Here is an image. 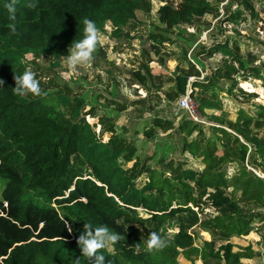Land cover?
I'll return each instance as SVG.
<instances>
[{
  "label": "trees",
  "instance_id": "trees-1",
  "mask_svg": "<svg viewBox=\"0 0 264 264\" xmlns=\"http://www.w3.org/2000/svg\"><path fill=\"white\" fill-rule=\"evenodd\" d=\"M161 1L166 2L158 10L165 29L191 24L206 14H219L210 0H180L177 5ZM8 4L13 0H0V79L5 81L0 87V181L5 180L0 189V264H90L77 244L84 223L93 228L107 225L123 237L112 246V253L101 250L107 264H182L178 259L181 253L203 258L209 255L225 264H242L243 258L253 257L250 245L234 249L236 244L230 239L255 228L264 229V177L249 168H264V139L250 132L260 118L241 109L238 119L228 126L220 117L211 116L219 123L209 125V133L203 132L205 125L182 119L177 130L180 136L183 133L190 138L182 142V149L201 159L204 168L161 161L166 165L157 175V168L143 162L134 172L139 161L132 170L125 163L137 148H130L121 136L103 141L95 124L86 120L84 96L46 92L37 98H22L14 95L12 88L14 76L41 55L67 56L70 45L83 38L84 18L95 21L99 30L111 23L113 36L121 37L145 0H15L14 12ZM241 4L244 9L237 7L229 20H246L247 10L257 16L249 0ZM229 43L214 44L208 56L220 52L232 57ZM29 54L33 61L27 60ZM241 68L251 69L248 75L264 80L262 68L245 61H241ZM236 71L229 68L228 72ZM136 74L142 83L146 81V75ZM206 78L193 81L192 94L201 96L200 109H221L219 78ZM174 79L175 97L185 94L189 74L176 72ZM255 107L258 114H264L263 104ZM161 122L154 120L155 125ZM144 135L153 138V128ZM219 150L231 151L233 156L219 155ZM229 162L237 167L231 177L225 168ZM144 171L149 180L138 184L137 178ZM196 190H209L210 204L219 209L217 215L195 217L202 228L229 241L217 248L208 241L202 246L185 244L180 241L185 232L171 237L164 229L172 219L196 215L191 207ZM140 208L147 217L140 215ZM65 222L71 225V233ZM152 231L167 241L163 250H147ZM261 241L264 252V231Z\"/></svg>",
  "mask_w": 264,
  "mask_h": 264
},
{
  "label": "rangeland",
  "instance_id": "rangeland-1",
  "mask_svg": "<svg viewBox=\"0 0 264 264\" xmlns=\"http://www.w3.org/2000/svg\"><path fill=\"white\" fill-rule=\"evenodd\" d=\"M168 1L174 5L180 2ZM210 1L218 7V15L206 14L195 18L191 24L165 29L160 22L158 10L166 2L145 0L136 17L123 28L121 37L113 36L111 23L100 30L102 43L97 47L93 61L87 68L68 70L65 65L66 56L55 58L41 55L34 60L31 54L27 55L28 61L35 62L30 68L37 74L42 89L39 96L31 93L27 96L37 98L44 96L46 92H64L72 98L84 96L88 103L84 109L86 120L95 124L103 141H108L113 135L121 136L126 145L137 148L133 158L125 163L132 170L138 160L139 169L134 172L140 170L143 162L144 166L157 168V175L166 165L161 161H172L173 165L181 164L198 170L205 166L201 159L194 158L182 149V142L189 137L183 133L180 136L177 129L182 119L190 117L178 105L181 95L175 97L172 90L176 72L189 74L188 89L205 120L218 124L217 120L211 118L218 116L229 126L238 119L240 110L245 109L260 118V121L252 125L250 132L264 139V114H258L255 107L257 103L264 105V80L248 75L251 69L241 68V61H245L250 66L264 70V0H249L255 7L257 16L251 15L247 10V19L240 18L236 22L228 18L237 7L244 9L242 0ZM227 40L233 50L232 57L220 52L208 56L211 46ZM229 68L237 71L229 73ZM139 71L147 76L144 83L137 77L136 73ZM212 75L219 78L217 96L222 102V108L202 110L198 100L201 96L192 94L193 81H204L207 76ZM61 108L68 114L65 107ZM158 118L162 120L161 125L154 124V120ZM208 127L205 125L203 132L209 133ZM152 128L154 137L146 139L144 131ZM218 154L233 156L228 150H219ZM225 168L230 177L237 171L236 165L231 162ZM255 170L259 176L264 177V168ZM146 172L137 178L138 184L148 182L149 175ZM4 182L1 179L0 189ZM209 193V190H196V201L191 204L196 215L172 219L164 228L166 234L175 237L185 232L180 241L199 246L208 241L213 242L217 248L220 244L229 242L219 234L214 235L213 231L202 228L200 221L195 219L219 213V209L210 204ZM140 215L148 216L141 208ZM256 225L260 227L259 220ZM261 231L264 229L255 228L247 235L231 237L230 240L236 244L234 249L250 245L255 252L253 257L243 258L242 264H264ZM179 249L182 250V247ZM178 259L182 264H225L209 255L203 258L181 253Z\"/></svg>",
  "mask_w": 264,
  "mask_h": 264
},
{
  "label": "clouds",
  "instance_id": "clouds-1",
  "mask_svg": "<svg viewBox=\"0 0 264 264\" xmlns=\"http://www.w3.org/2000/svg\"><path fill=\"white\" fill-rule=\"evenodd\" d=\"M14 3L8 4L6 7L10 12H14ZM29 7H35V4H30ZM83 38L75 40L69 48V54L66 56L65 65L68 70L76 71L80 67L87 68L93 61L94 53L97 47L102 43L101 33L96 26L95 21L84 18ZM14 30V28H13ZM15 87L12 88L13 94L19 97H26L29 93L34 96L41 95L42 89L40 81L37 79V74L29 67L20 75L14 76ZM5 81L0 79V87H3ZM69 233L73 231L71 225L65 222ZM83 232L77 237V244L81 249L82 255L88 259L90 264H107L106 257L101 250L113 252V245L118 243L123 237L114 231H110L107 225H101L93 228L89 223H84ZM167 246V241L156 232L149 233L147 241V250H163ZM136 254L141 251L140 244H135ZM79 264V261H77Z\"/></svg>",
  "mask_w": 264,
  "mask_h": 264
},
{
  "label": "built area",
  "instance_id": "built-area-1",
  "mask_svg": "<svg viewBox=\"0 0 264 264\" xmlns=\"http://www.w3.org/2000/svg\"><path fill=\"white\" fill-rule=\"evenodd\" d=\"M178 105L180 108L186 110L188 112V115L191 120H193L195 123L199 122L202 123L201 125H213L214 122L205 120L199 111V107L197 102L194 100L193 96L190 93V90L188 89L187 92L180 96ZM257 175L259 173L254 168H251Z\"/></svg>",
  "mask_w": 264,
  "mask_h": 264
}]
</instances>
